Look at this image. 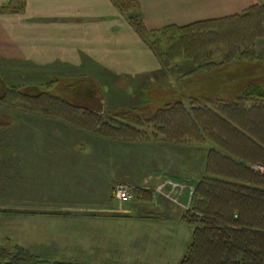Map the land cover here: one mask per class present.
I'll return each instance as SVG.
<instances>
[{
    "label": "crops",
    "instance_id": "0c3cea01",
    "mask_svg": "<svg viewBox=\"0 0 264 264\" xmlns=\"http://www.w3.org/2000/svg\"><path fill=\"white\" fill-rule=\"evenodd\" d=\"M114 1L0 0V68L12 69L14 73H40L42 76L26 79L20 74L21 78L14 79L15 82L11 84L5 81V84L17 86L30 84L37 85L40 89L45 86L54 89L57 87L56 90L49 91L63 98H65L61 95L63 92L71 93L78 101L75 104L103 114L110 111L116 114L127 110L160 108V101L167 100L168 95L173 93L171 90L175 89V85L172 86V83L166 80L170 76L169 73H164L155 52L135 31L127 14L123 13ZM128 1L135 6L130 13L139 15L149 31L241 14L259 2V0ZM262 42L264 39L257 41L258 53ZM136 88L143 93L146 89V92L142 96L135 91ZM122 90L126 93L122 94ZM69 128L70 134L65 131L66 136L46 134L37 140L58 142L57 139L63 140V136L67 139L65 142H72L71 140L76 143L87 142L91 149L45 150L29 149L27 146L22 151V157L44 159L35 169L30 170L28 164L27 178L33 175L39 185H55V190L70 189L75 184L85 183L87 186L82 195L86 196V207L91 208L93 213L89 219L92 222H99L98 224L102 223V228L108 229L104 236L95 231L89 238H117L118 242L112 243L113 248L117 249L112 253L113 258L129 263L135 259H127L123 254L126 249L123 229H128V233L133 232L127 242L147 238L149 237L147 234H152L148 229L149 224L156 217L151 211L134 214L133 207L126 211L122 203L113 198L115 186L121 182L133 183L136 188L153 190L159 185H165L169 179L185 183L187 189L181 194V203L174 202L162 194L148 201L159 203L158 200L161 198L183 210L191 200L190 188H195L206 174L208 153L213 145L210 149L203 147L200 150L199 147L203 146L200 144L207 142L187 144L158 140L164 138L163 136L133 143L103 137L90 131L84 132L78 128ZM14 152L10 156L12 169ZM12 172L18 173L17 169ZM105 181L110 190L103 195L99 184ZM27 186H22V190L28 189ZM7 188L12 189V185ZM165 188L173 187L166 184ZM23 193V197H29V193L25 194L26 191ZM44 195L45 192L38 190L37 196L43 197L39 201L36 200L38 205L47 203ZM114 199L118 203H115ZM145 202L147 201L142 198L132 200L133 206L136 205L137 208H143ZM116 206L121 207L119 210L126 215H120L115 211L118 210ZM96 212H102L101 216H94ZM174 219L181 220L180 215ZM136 243L135 254H139L143 245L140 241ZM99 244L102 247V243L96 241V246ZM174 245L175 242L170 243L171 248ZM96 246L94 247L98 249ZM147 260V257H136L135 261L142 263ZM168 260L165 264H168Z\"/></svg>",
    "mask_w": 264,
    "mask_h": 264
},
{
    "label": "trees",
    "instance_id": "16d2710c",
    "mask_svg": "<svg viewBox=\"0 0 264 264\" xmlns=\"http://www.w3.org/2000/svg\"><path fill=\"white\" fill-rule=\"evenodd\" d=\"M127 1L114 2L155 52L163 69L188 61L196 65L187 66L186 73L173 75L175 81H170L175 85L171 91L177 92L172 94L178 96L184 88L186 99L167 102L154 111L127 110L109 117L37 85H6L1 100L20 101L29 110L52 113L112 139L163 136L171 141L192 138L211 142L206 174L195 185L190 208L183 216L194 230L180 264H264V174L253 168L264 164V85L258 76L264 69L255 76L231 73L239 60L251 62L257 56L256 44L261 37L250 34L244 38L239 31L264 30V18L254 17H264V2L259 0L241 14L149 31L139 15L130 13L135 6ZM201 79H211L213 90H208V83L202 86V94L194 91ZM145 127H151L152 133L144 131ZM135 197L149 199L152 192L139 188ZM0 264L82 263L52 261L24 247L11 249L0 243Z\"/></svg>",
    "mask_w": 264,
    "mask_h": 264
},
{
    "label": "rangeland",
    "instance_id": "374dc122",
    "mask_svg": "<svg viewBox=\"0 0 264 264\" xmlns=\"http://www.w3.org/2000/svg\"><path fill=\"white\" fill-rule=\"evenodd\" d=\"M254 17H262L261 20L264 18L260 14L254 15ZM235 29L238 31V27ZM226 31L229 32L228 29H226ZM232 31L233 30H231V32ZM239 34L245 35L244 38L261 37L260 39H264V30L260 33V31H245L243 28L239 31ZM250 34H252V36L248 37L247 35ZM222 36L227 37L224 33ZM235 36H237V33ZM262 43L263 44L259 47L260 53L257 52V56L254 61L250 62L242 59L239 60L241 61L239 62V65L233 66L234 69L231 72L233 73V76L243 74L247 76H255L257 73H260L261 69H264V42ZM187 63L180 62V64H177L171 70L166 71L164 69V73H172L169 77V81H175V77L173 75L179 76L181 73H186L187 70H189L187 66H196L191 61H188ZM256 69H259V71L251 73L256 71ZM20 74L24 75L22 78L26 79L42 77L40 73H14V70L12 69L4 67L0 68V243L6 247H11V249L15 246L24 247L25 249H28L29 252L52 261H66L82 264H165V261L169 259L168 264H179L191 243L194 230V226L186 222L183 217L186 211L190 208L191 201H189L188 205L184 206L183 210L182 208H177L175 205L173 206V204L168 202V200L161 198L158 200V202L160 201L159 203L153 202V204L148 201H152V198L162 194L171 198L174 202L181 203V194L185 193L184 191L187 189V185L185 183L175 182L170 179L167 180L166 184H170L173 188L166 189V184L157 186L155 189L151 190V198L142 199L147 201L145 202L143 208H137L136 205L134 207L132 200L122 202L115 195L116 189L120 185L129 186L135 194L136 189L139 188L134 187L133 183L129 184L121 182L115 186L113 198L117 199L120 204L122 203V206L126 211H129L130 207H133L134 214L151 211L154 213L152 215L156 217L153 218L150 222L151 224H149L150 227L148 229L151 230L150 232L152 234H147V236H149L147 238L133 239L130 240V242H127V239L131 237L129 235L133 232L131 231L128 233V229H123L122 232L124 233H122V235L123 239L126 241V249L125 252L123 251L125 257L127 259L131 258L135 260L136 257L148 258L147 261H142V263L136 262L135 260H132L129 263H124L117 261V258H113L112 255L113 252L117 251L116 247L113 248L112 246V243L118 242L117 238H89L92 236V232L95 233V231H97V234L100 235L102 233V236H104V232H108V229L102 228V223L98 224L99 222H92L89 219L93 213L91 212V208L89 209L85 204L87 201L86 196H83V192L86 190L87 186L85 183H83V185H81V183L75 184V186L70 187V189L59 188L58 190H55V185H39L33 175H31L29 179L27 178L28 175L26 174V167L28 164H30L31 170L37 168L40 161H44V159L36 157H22V151L27 146L29 149L40 148L45 150L55 148L62 150H78L79 148L81 150H90L91 147L87 144V142L76 143L71 139L70 140L72 142H65L67 139L63 136V140L57 139L59 140L58 142L53 140H37L39 137H43L46 134H64L66 136L67 132L70 134L69 127H72L71 129L78 128L84 132H87L88 130L74 126L63 117L54 116L52 113L44 114L37 109L29 110V107L27 108V106H21L20 101L7 103L6 101L1 100L6 87L5 83L8 82L11 84L12 82H15L14 79L21 78ZM258 76L262 79L264 85V70ZM210 82H212L211 79H207V81L201 79L193 89L194 91L201 93L202 86L204 87V85L206 86L209 83L208 90H213L214 87L210 84ZM56 88L54 89L45 86L41 89L56 90ZM218 90L221 91L220 88ZM135 91L143 96L146 89L144 90V93L141 92L139 88H136ZM121 92L122 94L126 93L125 90H122ZM173 93L176 94L177 92L173 91ZM174 94H169L167 98L168 101H160L159 104L164 106L167 102L177 101L180 98L186 99L187 97L184 88L178 92V96H175ZM61 95L72 103L78 102L71 93L63 92ZM198 96L200 97V94H198ZM14 98H16V96ZM108 109L110 110V108ZM145 109L149 110L147 108ZM151 110L154 111L157 109ZM113 113L114 112L110 111L106 113V116H112L114 115ZM151 127H145L144 131L152 133ZM65 131L67 132L65 133ZM140 134L145 135L142 133ZM160 137L161 136L158 138ZM115 140L121 139L117 138ZM146 140L149 141L151 138H146L145 140L131 139L128 141L125 139L122 141L140 143L141 141ZM158 140L165 142L168 141L170 143L187 144H196L197 142V140L192 138L184 142L177 140L171 141L166 138H160ZM200 145H203L200 146L201 148L199 147L201 150L203 147L210 149L213 144L207 141V143H201ZM17 150L21 151L15 153L14 151ZM36 151L37 150H35V152ZM12 152H14L12 155L14 157L12 158L14 165L13 169L11 168L10 157ZM16 169L18 173H13L12 170ZM10 172H12V174ZM106 183L107 182L105 181L99 184L103 195H105L109 189ZM10 184L12 185V189L7 188ZM28 184L29 186H27ZM72 185H74V183ZM22 186H27L28 189L22 190ZM194 189L195 188H190L189 190L190 198H192ZM38 190L45 192L44 197L47 203H44V205L37 204L36 200L39 201L43 198L41 196H37ZM23 191H26L25 194L29 193V197H23ZM57 192L59 194H57ZM22 198H28V200H24ZM135 198L138 199L137 197ZM117 200H115V203H118ZM120 208L121 207H117L116 209L118 210L115 211H118L120 215H126L123 211L119 210ZM94 214V216H101L102 212H96ZM179 215L181 220L183 219L182 221L174 219L175 217L178 218ZM96 241L102 243V247L100 244L96 246ZM136 241H140L141 245H143L139 250V254H135L137 249ZM173 242H175V245L171 248L170 243ZM109 254L112 256L110 257Z\"/></svg>",
    "mask_w": 264,
    "mask_h": 264
},
{
    "label": "built area",
    "instance_id": "2783aa9c",
    "mask_svg": "<svg viewBox=\"0 0 264 264\" xmlns=\"http://www.w3.org/2000/svg\"><path fill=\"white\" fill-rule=\"evenodd\" d=\"M262 1L264 2V0ZM253 168L256 171L264 174V164H256L253 166ZM115 195L122 202L131 201L135 198L134 192L131 190L129 186H126V185L118 186L116 189Z\"/></svg>",
    "mask_w": 264,
    "mask_h": 264
}]
</instances>
